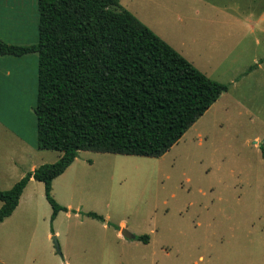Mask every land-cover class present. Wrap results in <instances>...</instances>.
<instances>
[{
	"label": "rangeland",
	"instance_id": "374dc122",
	"mask_svg": "<svg viewBox=\"0 0 264 264\" xmlns=\"http://www.w3.org/2000/svg\"><path fill=\"white\" fill-rule=\"evenodd\" d=\"M118 1L227 89L159 157L78 151L53 185L56 202L69 204L53 220L43 183L29 184L0 222V264H264V0ZM1 7L0 40H37V0ZM209 19L237 23L204 25ZM27 56L19 60L26 84L14 82L27 98L5 88L0 108L35 126L37 68ZM1 138L4 190L16 182L17 152Z\"/></svg>",
	"mask_w": 264,
	"mask_h": 264
},
{
	"label": "trees",
	"instance_id": "16d2710c",
	"mask_svg": "<svg viewBox=\"0 0 264 264\" xmlns=\"http://www.w3.org/2000/svg\"><path fill=\"white\" fill-rule=\"evenodd\" d=\"M37 12V40H0V54L37 55L36 147L60 156L0 190V221L31 177L43 183L53 220L66 207L53 198L52 179L78 151L159 157L227 89L118 0H37Z\"/></svg>",
	"mask_w": 264,
	"mask_h": 264
},
{
	"label": "crops",
	"instance_id": "0c3cea01",
	"mask_svg": "<svg viewBox=\"0 0 264 264\" xmlns=\"http://www.w3.org/2000/svg\"><path fill=\"white\" fill-rule=\"evenodd\" d=\"M9 2L12 4V3L16 2V0H0V3H2L1 9H3V8L5 10L8 9ZM223 8H225V7L217 8V12H222ZM223 13L227 14V12H223ZM242 21L243 22L244 21L249 22L250 20L248 18H244ZM227 22L237 23V20L221 21L220 19H217V20L209 19V20H206V22L204 21V23L203 22L202 23L204 25H207V26H213L216 23H218V24L220 23L223 26ZM211 23H213V24H211ZM250 30H253V29L251 28ZM228 31H229V29L226 28L225 32H228ZM196 32L198 35V31H196ZM179 53H181V52H179ZM31 54H32V58H33L32 62L35 65V67L37 68V55L35 53H31ZM27 55L28 54H25L23 56L18 57V56H13V55L0 54V96H3L6 94V93L3 94V91H5V88H6V91H8V90H12V88L14 87V89H17V92H15L16 97L17 96L20 97V98L17 97L18 101L24 102L25 98H27L26 94L19 93V88H15V83H14V82H16L17 83L16 86H18V82H21L23 85L26 84V82H27L25 76H26V73H28V70H27L26 66L23 67L22 63L19 62V60L21 58H25V60L28 61ZM13 62H15V64H13ZM11 65H12V68H11ZM12 71H14V73L16 75L14 74V76H12ZM36 71H37L36 69L32 70V75L34 76V78H32V80H31L32 85H33V87H32V94L33 95H35V92H36L35 91L36 90V77H37ZM5 111H6V108H3V107L0 108V126L4 129L1 131L0 136L3 137L4 141L5 140L10 141L11 145H10L9 150H10L11 154H12L13 150H15V152H17L16 158L12 159V166H13L12 171L13 170L17 171V172L13 171V173H16V176H15L16 180L15 181H17L19 178H21L26 172L33 170L38 165H40L42 163H51V162H54L55 160H57V158L60 156L59 151L39 149L36 147V138H34V137H36V120H35V126L33 124H32V126L26 125L25 121H22V122L20 121V119H25L24 115L20 116L18 118L19 114L14 113L15 115H12L13 113H11L10 109L8 110V112L6 114L4 113ZM33 114H34V112H33ZM34 118H35V115H34ZM3 139L1 138L2 142H3ZM5 143L7 144L6 141H5ZM71 164H72V162H71ZM71 164L68 165L61 174L57 175L55 178L52 179L51 194H53L52 189H53L54 183L57 181L63 180L65 178V176L67 174V170L71 166ZM32 182H39V181L35 180L32 177L28 180V182L26 183V185L22 189V192H21L19 199H18V203L20 201L21 196L25 192L27 186L29 184H31ZM0 203H1V201H0ZM18 203H17V205H18ZM17 205L15 206V208L17 207ZM66 207H69V204H67ZM14 209H13V211H14ZM12 212H11V214H12ZM58 212H57V214H58ZM10 215H8L7 217H9ZM7 217H5L4 219H6ZM2 221H0V222H2ZM123 225H124V223L121 222L120 226L123 227ZM117 234H118V236H120L119 230H117Z\"/></svg>",
	"mask_w": 264,
	"mask_h": 264
},
{
	"label": "water",
	"instance_id": "95a60500",
	"mask_svg": "<svg viewBox=\"0 0 264 264\" xmlns=\"http://www.w3.org/2000/svg\"><path fill=\"white\" fill-rule=\"evenodd\" d=\"M121 234L126 237V238H135V235L133 233H130L128 232L127 230L121 228ZM52 239H53V243H54V246L56 248L57 251H59V248H58V245H57V242H56V239L54 236H52Z\"/></svg>",
	"mask_w": 264,
	"mask_h": 264
}]
</instances>
